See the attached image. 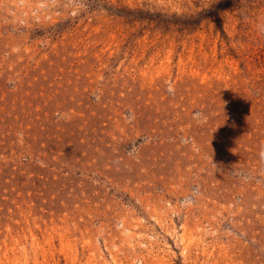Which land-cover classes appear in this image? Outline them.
<instances>
[{"label":"rangeland","instance_id":"374dc122","mask_svg":"<svg viewBox=\"0 0 264 264\" xmlns=\"http://www.w3.org/2000/svg\"><path fill=\"white\" fill-rule=\"evenodd\" d=\"M0 264H264V0H0Z\"/></svg>","mask_w":264,"mask_h":264}]
</instances>
